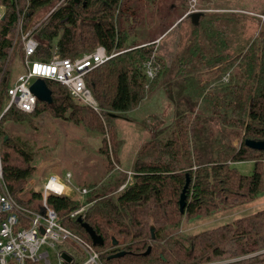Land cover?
Returning <instances> with one entry per match:
<instances>
[{"label": "trees", "instance_id": "obj_1", "mask_svg": "<svg viewBox=\"0 0 264 264\" xmlns=\"http://www.w3.org/2000/svg\"><path fill=\"white\" fill-rule=\"evenodd\" d=\"M53 1L22 0L27 7L24 19H31L37 10L49 7ZM129 1L62 0L50 7L34 33L38 43L31 57L42 60L50 59L54 48L61 56L69 57L98 44L108 51L124 49L85 76L86 84L101 106V113L75 101L62 83L49 78L44 79L51 89L52 102L36 99L31 112L13 104L2 112L9 84L0 76L2 177L9 194L25 209L36 211L42 207L41 190L25 185L35 170L34 152L25 140L6 133L2 126L4 119L20 120L47 108L53 115L83 124L88 130L106 132L108 137L102 136L97 149L110 174L114 163L108 140L115 158L118 143L109 118L136 107L146 93L154 89L160 71L162 75L165 73V65L155 53V42L136 38L134 25L127 23L128 19L136 17ZM17 2L2 0L5 11L0 17V60L7 57L12 45L10 33L18 20ZM200 34L208 48L199 44ZM227 34L228 26L219 15L202 11L193 24L195 41L189 45L190 52L198 54L204 67L220 68L216 76L219 83L209 90L208 82L202 83L192 73L186 72L182 78L190 99L200 98V111L219 114L222 122L243 127L238 146L212 136L215 147L210 156L204 158L191 138L193 130L202 132L197 126L201 119L184 112L176 117L169 135H154L139 146L132 163L133 182L124 188L117 190L127 176L118 170L119 175H110L104 183L98 179L79 184V188H87L82 194L83 200L65 193L47 195V203L56 209L64 225L92 242L78 220L81 216L82 221L101 235V244L92 243L99 250L102 264H264V208L195 231L182 234L174 231L184 220L209 216L249 201L264 191V149L244 142V138H264V27L235 55L225 51ZM150 59L164 67L163 71L158 67L152 79L144 72V63ZM234 66L236 70L230 72ZM1 70L0 65V73ZM227 72L228 79L220 82ZM102 116L107 118V123ZM241 160L253 161L251 173H242L233 164ZM187 174L186 202L181 212L179 197ZM81 204H85V208L70 215ZM112 238L117 242L113 243ZM148 246L150 250L145 253ZM120 250L124 251L122 255H112Z\"/></svg>", "mask_w": 264, "mask_h": 264}, {"label": "rangeland", "instance_id": "obj_2", "mask_svg": "<svg viewBox=\"0 0 264 264\" xmlns=\"http://www.w3.org/2000/svg\"><path fill=\"white\" fill-rule=\"evenodd\" d=\"M60 1L62 0H54L52 5L37 10L31 19L25 20L23 16L27 7L23 5L24 3L22 4V0H18L16 9L19 20L10 33L12 45L8 50L7 57L0 60L2 67L0 76L6 78L7 84L24 70L25 57L22 36L29 30L34 34L49 11ZM129 3L131 9L135 10L136 17L128 19L127 23L134 25L135 37L143 42H147L149 39L151 42L160 37L159 41L155 43V53L164 63L165 73L162 75L160 71L161 75L158 76V82L154 89L148 91L140 101V103L144 101L140 109L116 113L117 115L109 118L116 131L117 152L120 153L121 150L122 158L120 157L119 162L126 165L136 147L143 140L152 136V133L157 134L161 131L160 136L169 135L177 120L176 117L184 112H190L201 119L200 122H197V126L201 128L202 132L199 134L193 130L191 138L192 142L196 143L204 153V158L210 156L215 147V141L211 139L212 136H219L225 141L239 145L243 137V127L222 122L219 114L200 111V98L192 101L185 90L182 74L192 73L200 78L202 83L208 82L207 89L213 90L212 88L219 83L216 76L220 72V68L216 65L204 67L200 64L197 53L191 55L192 48L189 45L195 41L191 13L203 11L208 15H219L221 21L228 26V47L225 51L235 55L243 50L264 27V0H130ZM3 8L5 11L4 3ZM187 11L189 12L185 15ZM198 42L208 48L202 34H200ZM53 53H56L55 48ZM180 61L186 63H180ZM162 66V64L161 66L157 65L163 71L164 67ZM229 70L234 72L236 66ZM228 72L222 75L220 82L228 79ZM145 87L148 88V85ZM158 112L161 114L163 112L165 113L163 116L168 115L169 117L157 121L154 117ZM102 120L107 123L106 117H103ZM2 126L6 133L25 140L34 152L35 170L26 181L27 188L40 190L41 180L49 172L61 173L69 170L73 174L70 184L72 188L74 187V191L71 194L83 200L84 196L77 190L79 184L98 179L104 183L110 175L120 174L118 169H113L108 174L106 161H104L103 155L98 152L97 147L102 136L108 137L106 132L103 134L100 131L88 130L83 124L53 115L47 108L20 120L4 119ZM108 149L112 153V145L109 140ZM113 158L116 160L114 156ZM235 165L242 173L249 174L253 171L252 160L237 161ZM261 208H264V191L249 201L220 210L209 216L195 218L191 221L184 220L181 226L174 231L181 234L195 231L230 221ZM48 250L50 264H55L58 261V256L53 249L48 248ZM72 264H78V261Z\"/></svg>", "mask_w": 264, "mask_h": 264}, {"label": "built area", "instance_id": "obj_3", "mask_svg": "<svg viewBox=\"0 0 264 264\" xmlns=\"http://www.w3.org/2000/svg\"><path fill=\"white\" fill-rule=\"evenodd\" d=\"M3 14V3L0 0V17ZM22 39L24 70L9 83L6 93L7 102L2 112L11 104L25 112L33 111L37 97L31 91L30 84L34 78L43 77L59 81L75 101L101 113V106L91 88L86 84L85 76L96 66L123 51V48L108 51L105 46L98 44L93 49L84 50L73 57L61 56L56 52L50 59L42 60L31 57L38 43L34 34L29 30ZM159 39L160 37L152 42L157 43ZM157 65L151 59L144 63V72L148 79L155 76ZM147 85L148 83L145 84ZM109 153L114 169L121 170L111 151ZM123 171L127 176L117 190L133 182V170ZM71 175V171L67 170L64 175L49 172L44 176L40 184L42 207L40 210L30 211L17 204L5 188L0 164V264H30L31 262L50 264L48 248L53 249L58 256L55 264L77 263V261L78 264H102L99 250L93 243L64 225L56 209L47 203L46 198L49 193L72 195L74 187L72 188L70 184ZM77 190L83 194L87 188L82 187ZM85 206L81 204L71 211L70 215H76Z\"/></svg>", "mask_w": 264, "mask_h": 264}, {"label": "water", "instance_id": "obj_4", "mask_svg": "<svg viewBox=\"0 0 264 264\" xmlns=\"http://www.w3.org/2000/svg\"><path fill=\"white\" fill-rule=\"evenodd\" d=\"M200 11H193L191 13V18L194 23L198 21V17L200 15ZM31 91L36 95L37 99L39 100H45L47 102H52V96H51V89L47 86L45 79L43 77H36L33 79V81L30 84ZM245 144H247L250 147L254 148H263L264 149V138L260 139H254V138H244ZM189 182V176L186 175V181L184 183V186L180 192L179 197V209L182 212L184 210L185 202H186V189ZM78 220L81 221V224L84 226L85 230L90 235V238L93 243H99L101 244L103 242V238L101 235L97 234L95 230L86 222L82 221L81 216H78ZM153 231V228L151 229ZM153 235V233H152ZM113 243H116L117 240L112 238ZM150 250V246L147 247L145 250V253ZM124 253L123 250L117 251L113 253V256H119Z\"/></svg>", "mask_w": 264, "mask_h": 264}, {"label": "crops", "instance_id": "obj_5", "mask_svg": "<svg viewBox=\"0 0 264 264\" xmlns=\"http://www.w3.org/2000/svg\"><path fill=\"white\" fill-rule=\"evenodd\" d=\"M144 101H142L138 106H136V107H134V108H132V109H129V111L130 110H136V109H140V106L142 105V103H143ZM156 116L154 117V119L155 120H157V121H159V120H164V119H167L166 117H169L168 115H166V116H163V115H165V113H163L162 112V114L160 113V112H158V113H156L155 114ZM161 122V121H160ZM161 131H159L157 134L155 133V134H153L152 133V136H154V135H161V134H159ZM151 134V133H150ZM152 136H150L149 138H151ZM148 138V139H149ZM145 140H147V139H145ZM145 140H143L141 143H140V145L145 141ZM140 145H138L137 147H136V149H135V151H134V154L132 155V157H131V159L129 160V162H127L126 163V165H123V164H121L120 162H119V159H120V157H121V150H120V153H118L117 152V155H116V160H118V161H116V162H118V165L123 169V170H126V169H132V163H133V160H134V157H135V154H136V152H137V149L139 148V146ZM233 145H235L234 143H233ZM235 146H238V145H235ZM122 158V157H121ZM91 159H94V158H91ZM237 161H235L233 164H235ZM114 169V168H113ZM121 169V171H123ZM115 170V169H114ZM66 171V170H65ZM65 171H63V172H61V173H58L59 175H64V172ZM72 174V173H71ZM73 177V174L71 175V178Z\"/></svg>", "mask_w": 264, "mask_h": 264}]
</instances>
